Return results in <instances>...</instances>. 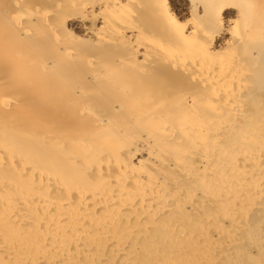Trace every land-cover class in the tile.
Listing matches in <instances>:
<instances>
[{
  "label": "bare ground",
  "instance_id": "6f19581e",
  "mask_svg": "<svg viewBox=\"0 0 264 264\" xmlns=\"http://www.w3.org/2000/svg\"><path fill=\"white\" fill-rule=\"evenodd\" d=\"M260 4L0 0V264H264Z\"/></svg>",
  "mask_w": 264,
  "mask_h": 264
},
{
  "label": "rangeland",
  "instance_id": "374dc122",
  "mask_svg": "<svg viewBox=\"0 0 264 264\" xmlns=\"http://www.w3.org/2000/svg\"><path fill=\"white\" fill-rule=\"evenodd\" d=\"M263 1H264V0H258V3H261L262 5H261V4H260L259 6L256 5V7H255V8H256L255 11H257V12H262Z\"/></svg>",
  "mask_w": 264,
  "mask_h": 264
}]
</instances>
